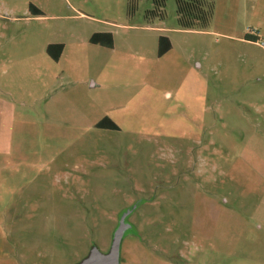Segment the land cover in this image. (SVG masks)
Returning <instances> with one entry per match:
<instances>
[{"label": "rangeland", "instance_id": "rangeland-1", "mask_svg": "<svg viewBox=\"0 0 264 264\" xmlns=\"http://www.w3.org/2000/svg\"><path fill=\"white\" fill-rule=\"evenodd\" d=\"M127 2L0 0V77L36 65V84L79 81L86 95L70 90L80 98L65 110L89 115L66 133L14 138L21 149L0 169V264L106 254L134 206L120 264H264V47L245 40L264 43V0H214L203 31L177 26L175 0L155 18L152 0L130 17ZM104 32L111 48L89 42ZM159 36L171 46L161 57ZM48 42L66 45L59 63ZM101 113L118 129L91 128Z\"/></svg>", "mask_w": 264, "mask_h": 264}, {"label": "crops", "instance_id": "crops-1", "mask_svg": "<svg viewBox=\"0 0 264 264\" xmlns=\"http://www.w3.org/2000/svg\"><path fill=\"white\" fill-rule=\"evenodd\" d=\"M50 44L63 45L57 60H53L46 53V48ZM65 51L66 45L62 42H48L45 45L47 59L54 63H59ZM2 65L4 64L2 63ZM17 67L19 66L15 64L8 65L9 71L1 73L0 77V169L5 167L4 155L6 153H15L21 149L16 144L18 141L14 138L22 136L26 132L31 137L46 138L53 136V131L56 128L59 132L66 133L68 130L81 128L75 122L77 119L89 117L85 111L81 112L79 106H75L73 112L65 110V106L77 104L76 100L80 98H68L67 95L70 94V90L76 89L86 95L85 86L83 88L82 83L78 81L75 85L70 86L69 83L61 82L58 86H54L51 78L53 76L47 77V75H44L39 77L42 81L36 84L37 77L33 74L36 65L25 67L23 71H19ZM42 68L45 70L52 69L51 66H43ZM6 73H8V76L4 77ZM97 86L108 88V85L101 81L91 83V87ZM23 90L28 93V99L21 96ZM21 111H23V115L20 114ZM104 119L113 122L112 117L107 113L92 115V119H89L91 128L110 130L105 127H97V124ZM6 138H10L7 145H5ZM30 147H35V145H30Z\"/></svg>", "mask_w": 264, "mask_h": 264}, {"label": "trees", "instance_id": "trees-1", "mask_svg": "<svg viewBox=\"0 0 264 264\" xmlns=\"http://www.w3.org/2000/svg\"><path fill=\"white\" fill-rule=\"evenodd\" d=\"M138 1L140 0H128L126 4L127 16L130 17L134 14ZM152 2L153 8L145 12V17H162L164 0H152ZM175 5L176 23L180 29L203 31L208 27L213 14L214 0H175ZM28 9L33 15L41 14L40 10L33 4H29ZM245 40L255 42L256 38L253 35H247ZM89 42L111 48L112 35L110 33H95L90 37ZM62 48V44H50L46 48V53L53 60H57ZM170 48L168 39L164 36H159L157 56H163ZM97 127L117 130L116 125L109 119L102 120L97 124Z\"/></svg>", "mask_w": 264, "mask_h": 264}, {"label": "water", "instance_id": "water-1", "mask_svg": "<svg viewBox=\"0 0 264 264\" xmlns=\"http://www.w3.org/2000/svg\"><path fill=\"white\" fill-rule=\"evenodd\" d=\"M135 206L121 214L118 220V225L113 233L112 242L109 251L103 254L97 247H93L88 255L76 264H120L119 252L121 240L131 225L127 223L126 219Z\"/></svg>", "mask_w": 264, "mask_h": 264}, {"label": "built area", "instance_id": "built-area-1", "mask_svg": "<svg viewBox=\"0 0 264 264\" xmlns=\"http://www.w3.org/2000/svg\"><path fill=\"white\" fill-rule=\"evenodd\" d=\"M255 43L258 44V45H260V46H262V47H264V43L263 42H260L259 40H256Z\"/></svg>", "mask_w": 264, "mask_h": 264}]
</instances>
